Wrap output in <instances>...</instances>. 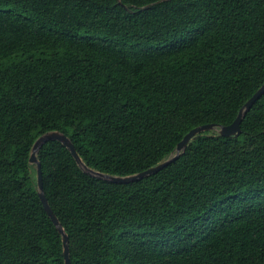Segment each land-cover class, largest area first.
I'll list each match as a JSON object with an SVG mask.
<instances>
[{
	"label": "trees",
	"instance_id": "16d2710c",
	"mask_svg": "<svg viewBox=\"0 0 264 264\" xmlns=\"http://www.w3.org/2000/svg\"><path fill=\"white\" fill-rule=\"evenodd\" d=\"M264 0H0V264H264Z\"/></svg>",
	"mask_w": 264,
	"mask_h": 264
},
{
	"label": "water",
	"instance_id": "95a60500",
	"mask_svg": "<svg viewBox=\"0 0 264 264\" xmlns=\"http://www.w3.org/2000/svg\"><path fill=\"white\" fill-rule=\"evenodd\" d=\"M264 94V85L256 92V94L248 101V103L245 105L244 109L241 110L239 116L237 119L228 126H220L219 132L223 136H234V135H240L241 134V123L243 121L244 115L252 108L254 103L260 99V97ZM218 126L214 124H207L203 126H199L192 131H190L184 139L179 143L177 147V154L175 157L172 159L157 165L155 167H152L146 171H143L141 173L131 175V176H126V177H116V176H111L108 174H104L98 171H95L88 166L85 165L83 160L81 159L80 155L78 154L76 147L72 140L65 135L64 133H61L59 131H53L49 132L42 137L38 139V141L35 143L34 148H33V153L30 158L31 163L37 164L38 166V186H39V193H40V198L44 204V207L51 217L52 221L54 224L57 226L58 230L60 233L63 235V242H64V257L66 264H72L71 259H70V247H69V236L66 233L65 229L63 228L62 224L60 223L58 217L55 215L53 212L48 199L45 195L44 192V181H43V172H42V165L41 162L37 158V153L41 149V147L46 144L48 141L52 140H58L61 141L72 153L78 164L90 175L97 177L99 179L109 181L112 183H132L138 180H141L147 176L153 175L154 173H157L161 171L163 168H165L168 164L179 158V156L186 150L188 147L190 141L194 138H198L200 134L204 131L207 130H212V129H217Z\"/></svg>",
	"mask_w": 264,
	"mask_h": 264
}]
</instances>
